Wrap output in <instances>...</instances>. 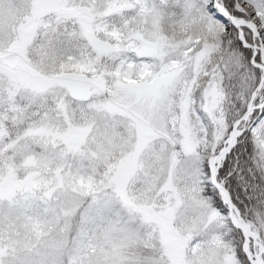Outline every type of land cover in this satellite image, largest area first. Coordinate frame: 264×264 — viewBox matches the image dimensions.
Instances as JSON below:
<instances>
[{
  "label": "snow or ice",
  "instance_id": "snow-or-ice-1",
  "mask_svg": "<svg viewBox=\"0 0 264 264\" xmlns=\"http://www.w3.org/2000/svg\"><path fill=\"white\" fill-rule=\"evenodd\" d=\"M0 264H264V0H0Z\"/></svg>",
  "mask_w": 264,
  "mask_h": 264
}]
</instances>
